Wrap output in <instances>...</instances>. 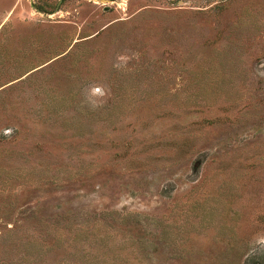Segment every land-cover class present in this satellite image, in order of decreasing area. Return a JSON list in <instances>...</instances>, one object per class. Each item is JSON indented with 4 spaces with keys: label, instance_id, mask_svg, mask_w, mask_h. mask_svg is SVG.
Wrapping results in <instances>:
<instances>
[{
    "label": "rangeland",
    "instance_id": "rangeland-1",
    "mask_svg": "<svg viewBox=\"0 0 264 264\" xmlns=\"http://www.w3.org/2000/svg\"><path fill=\"white\" fill-rule=\"evenodd\" d=\"M0 264H264V0H0Z\"/></svg>",
    "mask_w": 264,
    "mask_h": 264
},
{
    "label": "trees",
    "instance_id": "trees-1",
    "mask_svg": "<svg viewBox=\"0 0 264 264\" xmlns=\"http://www.w3.org/2000/svg\"><path fill=\"white\" fill-rule=\"evenodd\" d=\"M112 1H115V0H112Z\"/></svg>",
    "mask_w": 264,
    "mask_h": 264
},
{
    "label": "water",
    "instance_id": "water-1",
    "mask_svg": "<svg viewBox=\"0 0 264 264\" xmlns=\"http://www.w3.org/2000/svg\"><path fill=\"white\" fill-rule=\"evenodd\" d=\"M58 12V11H57Z\"/></svg>",
    "mask_w": 264,
    "mask_h": 264
}]
</instances>
